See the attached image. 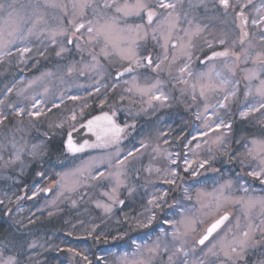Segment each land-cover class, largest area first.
I'll return each mask as SVG.
<instances>
[{
    "label": "rangeland",
    "instance_id": "rangeland-1",
    "mask_svg": "<svg viewBox=\"0 0 264 264\" xmlns=\"http://www.w3.org/2000/svg\"><path fill=\"white\" fill-rule=\"evenodd\" d=\"M25 2H28V0H20V3ZM63 2L69 4L68 11L71 13L69 0H63ZM240 2L246 4L247 0H240ZM262 3H264V0L254 4V13H256L255 8L260 7ZM186 6L187 5L185 4V7ZM53 10H55L56 14L59 12V16L57 17H60V15L64 16L60 9ZM198 12H202V9ZM49 16L50 18L56 17L53 12H51ZM192 17L193 16H190L189 18ZM194 17H196L195 22H198L201 25L208 24L209 28L199 35H192L191 37H188L185 36L181 29L189 26L187 23L183 21L181 22L180 27L173 33L174 39L171 41L168 49L169 61H171L173 55L176 56V59L171 63L170 68H166L163 72H156L151 68H142L131 76L116 80L115 75L117 71H120L123 68L102 57L104 59L103 63L99 60L100 56L97 57L99 60V64L97 65L90 55V52L93 51V46L88 43V34L86 31L81 30V33L76 34V37L71 36L72 29L71 25L68 24V20L72 19V16L69 14L66 17L67 22L64 25V27L69 30V35L57 36L56 43H52L51 40L48 39V46L55 47L57 50L59 49L57 52H60L62 47L66 49V51L61 54L70 52V50L85 53V58L72 62L67 67L66 74L67 77H69V80L66 78L59 80L60 76L59 74H56L57 72L55 71L43 73L42 76L33 81L27 76H21L0 97V113L4 116L9 113L14 114L15 110L20 108L25 110L23 115L29 116V111L42 110L43 114L48 109L54 108V105L55 107H58L66 101L80 102L88 99L102 88L111 87L121 91L122 96L128 99L124 106L112 109L111 111V114L115 115L118 123H128L129 121L140 117L147 120L152 118V116L154 117L155 115H159L162 111H168V113L162 115L161 117L154 118L151 123V127L148 125L144 128L141 127L142 129L138 133L131 132L122 137L116 143L106 146H97L88 153H85V155L72 159L71 163L72 165L75 164V166L72 170L67 171L66 173L75 172L79 168H83L89 164L91 165L83 172L82 175L78 174L77 176H69L63 182L67 187H71L73 181L78 180L79 186L76 187L75 191L62 190L57 184V181L60 180V175L57 173L54 180L49 181L44 185H36L28 194L29 199H35L39 196L44 198L48 197L49 200L57 203L60 202V200H64V195H75L80 192V189L84 185L92 186L97 183L105 184L103 189H101V198L100 196H94L92 200L93 206L98 210L102 221L105 224V221L112 219L119 209L129 210L132 208V205L136 204L139 200L142 201L143 206V213L141 209L140 214L147 216L149 215V213L145 212V209L149 207L147 201L151 199L153 194L159 195L164 191H167L169 194L170 190L175 191L176 197L171 201V203L167 204L166 202L163 206V210H155L156 219L153 220L151 225L148 227H138L137 224H135V226L138 227L137 229H140V233L127 240L124 244L119 245L117 248H107L103 250L100 253L98 258L99 262L97 264H128V262L133 259H143L145 261L150 260L151 264H169L168 255L170 253H165L161 250L159 254L153 257L150 253H148L147 248L154 245L157 237H160L161 240L172 242L171 233L173 231V226L171 224L164 223V221L180 220L181 216L178 214L179 206L189 209V215L191 217L204 221L203 224H196V231L191 233L186 239V246H194L196 252L195 256H190V260L203 257L204 252L201 251L202 248L206 251L204 246L194 245V240L203 231L204 227L207 226L210 219L218 216L219 214H223V212H228L231 214V219L227 223V227L230 228L236 224L237 219H239L241 226H243L249 221L259 224L261 218L264 217V207H262L259 203L250 209H245L238 204L229 203L224 205L220 213H215L214 197L219 195L218 190L221 189V186L231 182V188L225 187L223 189L225 196L233 198L252 197L256 200L264 198V188L258 180L248 176L247 173L246 175L241 173L229 174L228 172L220 171L215 173V175H202V170L206 168V166L210 164L214 158H218L223 153L228 143V135L231 130L227 131L223 128L216 129L215 124L221 119L226 123H232L227 114L236 104L240 106L237 113V121H244L245 119H241L239 117V111L242 110L245 98L243 95V82L239 84V91L237 94L238 98L235 101L228 102L229 109L227 110L223 108L214 109L212 107L217 104V101L223 100V93H208L207 101L200 97V85L208 82V77L205 74H207L210 69L214 68L216 72H222V74L229 79L241 80L242 73L239 68L236 69L235 76H232L228 72L227 68H225V64H232L234 57L229 56L227 58H216L202 63V61L214 51L216 52L217 50L220 51L225 50L226 48H231V41L232 39H238L239 30L232 25L231 19H229V27L226 28L225 26L222 27L217 21L205 19V16ZM249 17L251 20V18L255 16ZM87 19H92L91 12H89ZM136 22L139 21L137 20ZM48 26L55 27L56 24L48 23ZM226 31H230V36L228 38V42L222 45L218 41L224 37V33ZM248 31L250 37L258 36L259 34V29L252 27L250 22ZM33 37H30L26 42L27 46L31 49L33 47ZM180 38H183L182 41ZM69 39L72 40V43L70 44L67 42ZM207 41L212 42L213 46L211 48L208 47ZM181 42L185 46L184 49H181L180 47L172 48V44L179 45ZM161 43H163L162 40ZM68 44L70 48L67 49L66 46ZM77 44L80 48H77ZM23 46L25 45L18 43L11 51L18 56L19 62L26 64L31 52L24 54L22 57L16 50L18 47ZM148 47L150 49H154L157 54L162 56L163 49H161L155 41L149 39ZM233 50L236 52L240 51L238 43ZM95 51L98 53L99 48H95ZM185 52L190 55V58L189 55L185 54ZM3 57L4 56H0V60ZM167 63L168 61H165V64ZM126 66L127 65L125 64L124 67ZM185 66L186 71L182 74L180 69ZM250 66L251 65H248V67ZM110 67L114 70L113 74ZM243 67H245V65L241 64L240 68ZM55 74L58 75L56 81L53 80L56 77ZM133 76L136 77L135 84L131 82ZM212 79L215 81L214 74ZM157 80L160 81L157 85V94H159V92H163L164 95L168 97V100H151V103H149L150 95H142L135 89L137 87L141 89L150 88L153 84H156ZM125 81H128V83H125ZM183 81H187V83H183ZM51 82H55L54 86L57 88H60L62 85H68V87L52 93L53 88L50 86L51 84H49ZM193 85H196L195 101L192 99ZM45 86L48 87L46 88ZM20 88L23 91L17 97L18 101L16 103H8L9 93L12 90L17 91ZM129 88H132L133 91L129 92ZM205 103L209 104L207 112L204 111ZM33 105H35V108ZM179 105L188 109V111L192 114L193 124L186 135L183 132L186 118L184 119L178 116H171V112L169 111ZM197 113L202 114L200 119L196 118ZM73 115L76 116L75 120L72 119ZM82 116L83 112L74 111V113L69 115L64 121H67L66 124L68 127H72L76 123L80 122ZM249 119L252 120V122L255 121L264 123V116H262L261 113L252 114L247 120ZM206 124H211L212 126L206 127ZM171 126H175L176 128ZM163 128L166 129V131L175 128V131L171 132V136H166V134L161 132V129ZM205 133L207 134L205 135ZM182 135L184 136V140L182 142L183 147L179 149L177 146L181 143ZM218 136H223V144L218 145L214 143ZM39 141L40 139H35L28 142L31 144ZM130 151L134 153V156L129 157V160L125 163L123 169L124 175L121 177L124 184L120 186L117 193L119 199L124 200L125 203L123 205L118 203L112 204V201L109 200L105 193L111 194L113 187H115L114 179L93 180L91 179L89 172L93 176L98 172H103L105 176H108L109 172L115 173L117 171V162L123 160ZM13 152L14 149L12 148L11 157ZM0 156L2 155L0 154ZM21 159L24 161V164H21L20 162L16 163L19 166V173L24 175L30 165L31 157H29L25 152L22 154ZM186 160L188 161V164L185 163ZM205 161H207V163H204ZM201 163H204V167L202 168L199 166ZM252 166H255V162L252 163ZM186 168L188 169L187 171H185ZM149 169H151V171H149ZM172 170H175L177 175L175 184L170 185L165 181L166 179L171 178L169 173ZM250 170L251 168L246 165V171L248 172ZM244 188H247L248 191L244 192ZM44 189L50 190L48 196H45L46 191ZM129 189H133L131 194H129ZM185 189H188L187 194L185 193ZM198 193L202 194L199 196L200 202H198ZM188 196H190L191 199H188ZM201 202L208 207L201 209ZM97 203L110 204L112 206V211L105 212L103 208H98L96 206ZM246 211L247 218L245 217ZM161 229H164L168 235L165 236L164 233L161 232ZM223 230L226 231L227 228L224 227ZM132 241H136V244L142 246L139 254L136 256H133V253L136 252V245H134ZM212 259L213 258H208L209 264H212Z\"/></svg>",
    "mask_w": 264,
    "mask_h": 264
},
{
    "label": "snow or ice",
    "instance_id": "snow-or-ice-1",
    "mask_svg": "<svg viewBox=\"0 0 264 264\" xmlns=\"http://www.w3.org/2000/svg\"><path fill=\"white\" fill-rule=\"evenodd\" d=\"M69 2L71 13L68 11L69 4L64 3L63 0H59V2L58 0H28L27 3H20V0H0V56L12 55V48L20 43L25 46L18 47L16 50L23 57L24 54L32 51L26 42L33 36L39 39L47 33L48 39L52 43H56L57 36L69 35V30L64 27L60 17H51L57 23L55 27L48 26L49 10L60 9L65 17L69 14L72 16V19L68 20V24L71 25L72 29L71 36L76 37V34L81 33V30L86 31L88 34V43L93 46V51L90 52V55L97 65L99 64L97 57L100 56L123 68V71H117L116 75L118 78L126 73H136L142 68H151L153 71L163 72L166 68H170L171 63L176 59V56L173 55L171 61H169L168 49L174 39L173 33L180 27L182 21L189 26L181 29L185 36L188 37L199 35L209 28L208 24L201 25L195 22L196 17L189 18L191 13L198 12L201 9L205 14L211 12L212 15H206L205 19L217 21L228 28L229 17L232 12H236L231 23L239 30L238 39H232L231 48H226L220 52L214 51L209 59L234 57L232 64H225V68L232 76H235L236 69L239 68L242 78L241 80L229 79L222 72H216L214 68L210 69L205 74L208 77V82L200 85L199 95L207 101L208 93H223V100L217 101V104L212 107L214 109L223 108L227 110L229 109L228 102L235 101L238 98L239 84L243 82L245 102L242 110L239 111V117L247 120L250 115L255 113H261L264 116V3L260 7L255 8L256 16L250 20L245 9L252 4V0H247L246 4H242L240 0H69ZM185 4L187 5L186 7ZM237 9H239L238 12L236 11ZM89 12H91L92 19H87ZM137 20L139 22H136ZM249 22L252 27L259 29L258 36L250 37L248 31ZM229 36L230 31H226L224 37L219 39L218 42L222 45L226 44ZM149 39L155 41L163 49L162 56L157 54L154 49L148 47ZM180 39L182 41L183 38ZM161 40L163 43H161ZM67 42L70 44L72 40L69 39ZM237 43L240 46L239 52L233 50ZM207 45L209 48L213 46L211 41H207ZM171 46L172 48L180 47L181 49L185 47L182 42L179 45L172 44ZM97 47L99 48L98 53L95 51ZM77 48H80L78 44ZM64 51L66 49L62 47L56 55L59 56ZM185 54L189 55L186 52ZM165 61H168V63L165 64ZM125 64L127 65L126 67H124ZM241 64L245 65V67L240 68ZM248 65L251 66L248 67ZM185 71L186 66L180 69L182 74ZM213 74L215 75V81L212 79ZM131 82L133 84L136 83L135 76H133ZM125 83H128V81H125ZM159 83L160 81L157 80L156 84H153L150 88L141 89L137 87L135 90L142 95H150L149 103H151V100L167 101L168 97L163 92L157 94V85ZM183 83H187V81H183ZM192 87V99L195 101L196 85ZM128 91L131 92L133 89L129 88ZM121 98L123 99V97ZM33 107L35 108V105ZM208 109L209 104L205 103L204 111L207 112ZM24 111L22 108L16 109L14 114L22 116ZM28 115L30 117H39L42 115V110L29 111ZM201 115L197 113L196 118L200 119ZM6 119L7 117L0 113V125H4ZM72 119L75 120L76 116L73 115ZM95 119L100 120L101 117H96ZM103 119L107 120L108 124L111 125L110 128L104 129L105 133H111L112 142H118L124 129L116 125L107 114H105ZM93 124L94 121H88L90 131ZM205 126L211 127L212 125L206 124ZM57 127H62V125H57ZM215 128H223L230 131L232 125L221 119L215 124ZM20 131L22 129L18 128L10 136H5V140L14 149L11 159L5 163L14 164L20 162L24 164L21 157L25 152L33 161H42L51 143L49 134L44 133L45 139L29 144L28 141L21 143L16 139V132ZM261 131V136H253L251 139L245 140L244 151L233 153L232 158L238 159L241 165L250 167L251 170L247 172V175L264 184V128ZM99 138L98 136L97 139ZM21 140H23V137H21ZM214 143L223 144V136H218ZM85 146H77L73 142L71 133H68L66 149L69 153L83 152ZM95 146L92 145V147ZM133 156L134 153L130 151L123 160L117 162V171L115 173L109 172L108 176H105L103 172H98L93 176L89 172L93 180L114 179L115 187H113L111 194L105 193L109 200L112 201V204L123 205L125 203L124 200L119 199L117 193L120 186L124 184L121 177L124 175L125 163L129 160V157ZM2 159L3 157L0 156V160ZM253 162H255L254 167L252 166ZM185 163L188 164V161L186 160ZM204 163H207V161ZM204 163L199 166L201 168L204 167ZM90 166L89 164L77 169L75 172L60 174V180L57 181V184L62 190L75 191L76 187L79 186L78 180L73 181L71 187H67L63 182L69 176L82 175ZM187 170L186 168L185 171ZM38 175L43 176L44 173L40 172ZM176 175V171L172 170L169 173L171 178L166 179L165 182L170 185L175 184ZM225 187L231 188V182L221 186V189L218 190L219 195L214 197L215 213H220L224 205L229 203L241 205L245 209H250L257 203L264 207V198L256 200L252 197L233 198L225 196L223 192ZM44 190L47 191L48 189ZM132 191L133 189H129V194ZM243 191L247 192L248 189L244 188ZM187 192L188 189H185L186 194ZM200 195L202 194L198 193V202H200ZM167 196V191L161 192L159 195H152L151 199L147 201L149 207L145 209V212L149 213V215L143 216V214H139L133 218L138 227H148L152 224L153 220L156 219L155 210H163V206L167 202ZM187 198L191 199L190 196ZM96 206L103 208L105 212L112 211L110 204L97 203ZM205 207L208 206L201 202V209ZM189 212V209L179 206L178 214L181 219L164 221V223L173 226L171 233L172 242L161 240L160 237H157L154 245L147 248L151 256L154 257L162 250L165 253H170L168 255L169 264H209L208 258H213L212 264H264V217L261 218L259 224L249 221L243 226L237 219L236 224L229 228L225 225V222L229 221L227 212H223V214H219L209 220L207 226L194 240V245L204 246L206 251L202 248L203 257L190 260V256H195L196 252L194 246H186V239L191 233L196 231L195 225L198 223L203 224L204 221L191 217ZM245 217L247 218V211L245 212ZM29 222L31 223V221ZM222 226L227 228V230L224 231ZM161 232L165 236L168 235L164 229H161ZM132 243L136 245V252L133 253V256H136L142 246L136 244V241H132ZM12 246L16 247L14 243ZM20 247H23V245ZM27 247L34 248L35 244H28ZM9 250L8 244L0 242V264H21L17 254L5 255V252ZM250 257H252L251 260ZM84 259L87 260V257ZM128 264H151V261L133 259Z\"/></svg>",
    "mask_w": 264,
    "mask_h": 264
},
{
    "label": "trees",
    "instance_id": "trees-1",
    "mask_svg": "<svg viewBox=\"0 0 264 264\" xmlns=\"http://www.w3.org/2000/svg\"><path fill=\"white\" fill-rule=\"evenodd\" d=\"M51 12L54 13V16H59V12L56 14L53 9L49 11V14ZM60 18L65 25L67 18L61 15ZM55 22L57 23L52 18L48 19L49 24H56ZM48 42L47 33L39 39L34 36L32 51L26 64L19 62L15 53L4 56L0 60V97L21 76H27L33 81L43 73L55 71L60 76L59 80L63 78L69 80L66 74L67 67L70 63L85 58V53L70 50V52L57 56L56 53L59 49L48 46ZM66 48H70L69 44ZM99 60L104 63L102 57ZM110 70L113 74L112 67ZM57 76L53 79L54 81ZM54 83H49L53 88L52 93L68 87V85H62L57 88ZM22 91L21 88L17 91L12 90L8 95V103H16L17 97ZM121 97H123L121 91L105 87L86 100L66 101L58 107L48 109L39 117L16 116L11 113L6 115L7 119L4 125H0V154L3 157L0 160V201H2L0 203V242L8 244L10 249L5 252V255L17 254L21 264H89V262L97 264L103 250L117 248L140 233L133 218L141 213V209L143 213L141 200L132 205L129 210L119 209L114 217L105 221L104 224L98 210L93 206L92 200L94 196L101 198V189L105 184L84 185L80 192L75 195H64V200L57 203L52 202L48 197L28 198L33 187L54 180L57 173L60 175L72 170L75 164L72 165L71 160L89 152L69 153L65 147L68 133L99 114H111L112 109L124 106L128 99ZM239 108L240 106L236 104L227 114L231 119L232 128L228 135L226 148L218 158H214L202 170V175H215L220 171L246 175V165H241L238 159L232 158V155L244 151L245 140L251 139L253 136H261L264 123L252 122L250 119L238 122ZM74 111L83 112V116L79 123L68 127L67 121L64 120ZM169 111L171 116L187 119H185L183 131L186 135L193 124L192 114L182 105ZM166 113L168 111H162L159 115L152 116L147 120L140 117L128 123H118L124 129L120 139L131 132L138 133L142 129L141 127L144 128L147 125L151 127L154 118L161 117ZM113 116L115 118L114 114ZM57 125H62V127H57ZM18 128L22 131L16 132V139L21 143L35 139L43 140L45 139L44 133H48L51 137L49 150L43 160L33 161L31 159L24 175L19 173L17 163H5L11 159L12 152V147L5 140V136H10ZM175 128L167 131L163 128L161 132L166 136H171V132H174ZM183 140L184 136L182 135L181 143H178L177 148L183 147ZM113 143L116 142L101 143L97 146ZM40 172H43L44 175H38ZM261 186L264 188V184ZM175 197V191L170 190L167 204L171 203ZM13 243L16 247L12 246ZM32 243L35 244V247L28 248L27 245ZM21 245L23 247H20ZM85 257L87 260L84 259ZM251 259L252 257H250Z\"/></svg>",
    "mask_w": 264,
    "mask_h": 264
},
{
    "label": "water",
    "instance_id": "water-1",
    "mask_svg": "<svg viewBox=\"0 0 264 264\" xmlns=\"http://www.w3.org/2000/svg\"><path fill=\"white\" fill-rule=\"evenodd\" d=\"M220 51H224V50H220ZM220 51H216V52H220ZM211 56H212V54H210L207 58H205L202 61V63H204L205 61H209V60H213V59H216V58H220V57H216V58L209 59V57H211ZM120 71H123V69L120 70ZM133 74L134 73H131V74L126 73L124 76L119 77V78L117 77V75H115V79L116 80H120L122 78L131 76ZM105 114H107L108 117H111L112 121L121 128V126L116 122L114 116L112 114H110V113H102V114H99V115L93 117L92 119H90V120L94 121V124L92 125V130L91 131L89 130V126H88V121H90V120H88V121L84 122L80 127H78L77 129H75V130L70 132L71 136H72V139H73V142L77 146L86 145L83 152L72 153V154H81V153H84L86 151H89L90 149L93 148L92 145H98V144H101V143L112 142V139H111L112 134L111 133H105V131H104V129H107V128L111 127V125L108 124L107 120L103 119ZM96 117H101V119L100 120H96L95 119ZM121 134H120V137H121ZM98 136L100 137L99 139H97ZM66 141H67V139H66ZM66 141H65V147H66ZM49 193H50V190H47L45 192V195L48 196ZM228 214H229V221H230L231 214L230 213H228ZM229 221H226L225 225H227V223ZM223 228H224V226H222V229Z\"/></svg>",
    "mask_w": 264,
    "mask_h": 264
},
{
    "label": "flooded vegetation",
    "instance_id": "flooded-vegetation-1",
    "mask_svg": "<svg viewBox=\"0 0 264 264\" xmlns=\"http://www.w3.org/2000/svg\"><path fill=\"white\" fill-rule=\"evenodd\" d=\"M259 1H261V0H252V4L251 5H249L246 9H245V11H246V14H248L249 16H256V13H254L253 12V6H254V4L256 3V2H259ZM242 3V2H241ZM243 4V3H242ZM210 7H211V5H210ZM231 11V10H230ZM237 12L239 11V9H237L236 10ZM206 15H212V13L211 12H209V13H207V14H205L204 12H203V10H202V12H195V14L194 13H192V14H190V16H206ZM236 15V12H232V14H231V16L229 17V19H231L232 20V18L234 17ZM220 24V23H219ZM222 27H224V25H222V24H220ZM218 51V50H217ZM220 58H225V57H220ZM97 146V145H96ZM94 148V147H93ZM93 148L92 149H90V150H93Z\"/></svg>",
    "mask_w": 264,
    "mask_h": 264
}]
</instances>
